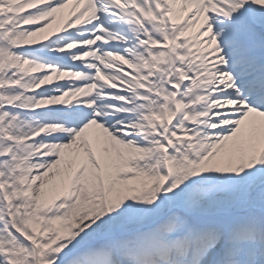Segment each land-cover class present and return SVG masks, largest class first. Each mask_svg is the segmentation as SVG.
<instances>
[{
  "label": "snow or ice",
  "instance_id": "snow-or-ice-1",
  "mask_svg": "<svg viewBox=\"0 0 264 264\" xmlns=\"http://www.w3.org/2000/svg\"><path fill=\"white\" fill-rule=\"evenodd\" d=\"M0 264H264V0H0Z\"/></svg>",
  "mask_w": 264,
  "mask_h": 264
}]
</instances>
